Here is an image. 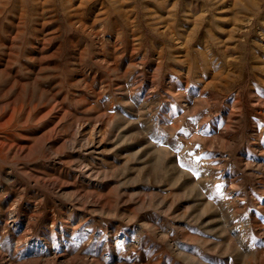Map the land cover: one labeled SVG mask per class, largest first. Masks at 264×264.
<instances>
[{
    "label": "rangeland",
    "instance_id": "rangeland-1",
    "mask_svg": "<svg viewBox=\"0 0 264 264\" xmlns=\"http://www.w3.org/2000/svg\"><path fill=\"white\" fill-rule=\"evenodd\" d=\"M0 264H264V0H0Z\"/></svg>",
    "mask_w": 264,
    "mask_h": 264
}]
</instances>
